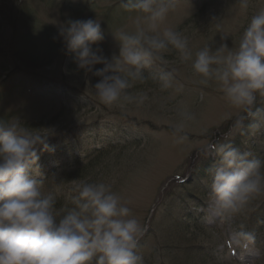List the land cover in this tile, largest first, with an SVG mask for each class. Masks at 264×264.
<instances>
[{"label": "rangeland", "instance_id": "1", "mask_svg": "<svg viewBox=\"0 0 264 264\" xmlns=\"http://www.w3.org/2000/svg\"><path fill=\"white\" fill-rule=\"evenodd\" d=\"M20 1L0 0V118L43 121L46 127L57 128L59 140L80 136L55 145L63 154L73 150L79 155L84 144L88 150L112 147L90 169L64 184L67 196L57 207L73 206L70 197L75 195L76 182H104L127 202L144 228L136 249L144 264H203L200 253L215 256L216 264H240L241 257L244 264L251 260L264 264V236L256 234L255 244L248 249L236 246L231 239L233 231L240 225L245 228L246 222L262 211L264 195L252 200L230 225L209 216L208 169L216 157L205 158L201 149L210 141H223L232 122L223 117L236 111L217 86L200 85L191 62L181 63L173 50L165 56L167 67L176 70L172 88L162 90L149 76L129 90L147 94L143 106L103 105L89 87L99 77L74 71L73 58L65 54L58 36V24L69 18L100 20L105 39L98 46L110 59L119 52L112 34L134 30L135 19L142 14L118 8L119 0H24L34 23L27 33L20 21ZM261 9L264 0H249L246 10L239 0H177L162 27L186 37L193 53L208 44L214 49L226 43L234 49L250 18ZM54 41L57 47L51 51ZM23 51L33 68L19 61L18 52ZM178 86H182L179 91ZM258 106L264 107V100ZM181 108L194 113L196 119L186 129L188 140L177 144L172 126ZM231 142L258 156L264 152V130L255 135L238 134ZM73 144L78 149L71 147Z\"/></svg>", "mask_w": 264, "mask_h": 264}, {"label": "clouds", "instance_id": "2", "mask_svg": "<svg viewBox=\"0 0 264 264\" xmlns=\"http://www.w3.org/2000/svg\"><path fill=\"white\" fill-rule=\"evenodd\" d=\"M239 3L246 10L249 0ZM176 4L128 0L124 7L142 15L136 17L134 30L112 34L119 52L110 59L98 46L105 35L97 18L60 22L58 36L65 54L73 58L74 71L99 77L89 87L106 106H143L147 94L129 90L149 76L162 90L172 88L176 70L167 67L165 56L173 50L181 63L191 62L200 85L217 86L236 111L223 117L232 121L223 141H210L201 151L205 158L216 157L208 169L210 219L230 225L252 200L264 195V157L231 142L238 134L264 130V107L258 106L264 100V9L250 18L236 48L221 43L213 49L208 44L193 53L186 37L162 27ZM176 116L172 132L175 143L182 144L196 116L186 108L178 109ZM58 134L55 126L33 128L18 117L0 118V264H144L136 251L144 228L111 185L80 180L70 197L73 206L60 209L56 196L43 191L48 178L41 155L55 151L50 141ZM243 229L241 225L233 231L231 239L248 249L256 235Z\"/></svg>", "mask_w": 264, "mask_h": 264}, {"label": "trees", "instance_id": "3", "mask_svg": "<svg viewBox=\"0 0 264 264\" xmlns=\"http://www.w3.org/2000/svg\"><path fill=\"white\" fill-rule=\"evenodd\" d=\"M21 3L18 4V11L23 13V17H22V26L26 28L27 33H30L31 30H33V18H32V14L31 12H29V14L27 13V9L24 6V0L20 1ZM128 0H119V2L116 4V6L120 9H126L124 7L125 3H127ZM25 12L27 14H25ZM55 41L53 43H49L50 46L54 45L53 47H51V51H53V49L55 50V48L57 47L55 45ZM48 44V45H49ZM50 51V52H51ZM26 51L23 52H18V55L21 57L19 61H21L23 64H25L28 67H32V62L29 59H24V56L27 55L25 53ZM75 69V68H74ZM4 119V118H3ZM28 126H31L33 128H39V127H46V125L43 123V121H28L25 122ZM65 139V138H64ZM64 139H58V138H52L50 143L56 148L55 144H53V140L54 141H61ZM79 138L77 136H75L73 138L72 141L78 140ZM66 140L71 141L70 138H67ZM99 143V141H97ZM84 143V142H82ZM100 144V143H99ZM101 145V144H100ZM75 149H78L77 145L73 144V146H71ZM88 144H84L82 146V150L80 151V154L78 155V153H74L73 150H71V152L63 154L62 150H60V152L57 150H55L54 152H44L41 155V159H40V163L42 165V167H47L49 166V164L55 165V168H48L46 172V178H48L45 181V185L43 188V191L45 192H49L51 191L55 196H56V200H57V205L61 202H63L64 197H66V193H67V189H65L63 186L64 184L67 183V181L70 183L71 181H73L74 179H77L76 177L81 175L82 171H86L88 169H90V167H92L93 163L96 161H99L101 157L107 155V153H109V151L112 149L111 146L109 147H104V149H90L88 150ZM57 157V158H56ZM64 166H67L64 168ZM58 170H62L61 172ZM50 171L52 173H50ZM83 175V174H82ZM207 175H204L202 178H204L206 180ZM66 186V185H65ZM64 188V190H63ZM62 190V191H61ZM65 200V199H64ZM60 207H57V209ZM192 216H189V219H191ZM194 219V218H192ZM198 226V225H197ZM245 231H250L248 228L247 229H243ZM262 236H264V231L261 233ZM201 261L203 262V264H216L215 262H217V258L211 254H203L200 253L199 254ZM264 258V255L262 257V259Z\"/></svg>", "mask_w": 264, "mask_h": 264}]
</instances>
